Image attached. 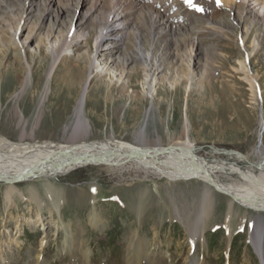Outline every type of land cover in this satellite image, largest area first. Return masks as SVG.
Returning a JSON list of instances; mask_svg holds the SVG:
<instances>
[{
  "label": "rangeland",
  "instance_id": "1",
  "mask_svg": "<svg viewBox=\"0 0 264 264\" xmlns=\"http://www.w3.org/2000/svg\"><path fill=\"white\" fill-rule=\"evenodd\" d=\"M129 1L120 3L151 7L163 21V34L142 40L144 54L157 59L149 73L133 37L115 49L106 42L108 66L94 64L95 39L106 27L112 0L83 22L91 0H0V16L10 17L0 22V139L65 143L80 119L75 113L89 81L81 113L88 141L113 137L141 144L137 138L145 127L157 145L189 142L198 156L225 167L220 173L225 183H242L231 167L251 170L264 123V19L220 6L205 12L201 0L193 3L203 11L186 0ZM140 17L138 11L131 14L136 26L130 27L145 33ZM54 22L58 27L52 32ZM72 24L86 34L67 45L56 62L52 51L69 37ZM255 38L263 45L253 52ZM7 50L16 54L11 60L16 68H7ZM245 62L257 78V93L245 79ZM16 77L28 79L22 93ZM22 131L28 137L23 141ZM205 197L210 208L201 215ZM230 202L201 181H170L133 166L118 171L88 166L49 181L3 180L0 264H262L251 240L259 213ZM68 240L76 241L71 253Z\"/></svg>",
  "mask_w": 264,
  "mask_h": 264
},
{
  "label": "bare ground",
  "instance_id": "2",
  "mask_svg": "<svg viewBox=\"0 0 264 264\" xmlns=\"http://www.w3.org/2000/svg\"><path fill=\"white\" fill-rule=\"evenodd\" d=\"M92 1L94 2V4L91 3L92 6L90 5L91 7H89L87 14L85 16L83 15L81 20L82 22L85 21V18L87 17V15H89V13H99L103 8L101 3L105 2L106 0H91V2ZM201 2H203L200 4L205 8V12H207L211 8L215 9V7L217 8L220 6L225 9H231V11L234 10V8L240 12L242 10L245 12L247 11L248 14L255 12L254 16L256 18L260 17L259 20L261 18L264 19V0H219V2L218 0H201ZM136 4L138 3L134 2L133 6L127 7L122 4V2L120 3V0H112L110 4L111 10L109 11L110 14L108 15L106 21V27L104 30L101 31L102 33L98 34L97 38L95 39V54L93 56L94 64L102 61L100 65L108 66V62H103V60H107L103 58V56H105L106 54L103 53L106 47L102 49L103 46H105L104 44L106 42L107 44H111L113 49H115L123 46L125 42L127 43L128 40H130V37H133L134 46L140 50L138 58H140L144 62L145 66H143L146 68V72L149 73L148 71H150L152 67L150 63L152 61V53L148 52L146 55L144 54L142 49V40L144 41V39H147L146 34H148L149 36L151 35V37L153 36L152 34H154L155 32H158V34L160 35L163 34V21L159 17V15H154L155 12L151 10V7L149 8L146 6H138ZM251 4H254L256 8H259V10H262L263 16L260 15L259 12L253 10L255 9V7L250 8ZM136 11H138L139 16H141L139 19L140 22H143V25L146 26L145 33V29H143L142 27H140L141 29L130 27L131 25L136 26L134 20L130 19L131 17L129 18V16L131 14L133 15ZM48 12H52L50 7L48 9ZM59 13L57 12V10H55L53 13L56 16V20L59 19ZM159 13L161 15V12ZM93 14H91L90 17H92ZM8 17L5 15L0 16V22H5L6 20H8ZM262 21L264 22V20ZM56 25L57 24L54 22L50 27V30L52 32L55 30L56 27H58ZM79 27H75L72 24L69 31V37H66L65 42L60 43L57 50L52 51V56L53 58H55L56 62L60 59V56L63 54L64 48L67 45L70 46L73 43H77V41L79 43V39L85 36L86 32L82 31L83 29L80 30ZM167 28L175 29V27H173L172 25H166V29ZM58 33L61 34V30H59ZM246 34H248V31ZM89 37L90 36L88 34L86 41H88ZM15 38H18L16 34ZM262 45L263 44L261 43V41L255 38L252 42L253 52L260 50ZM4 59H7V68H16L11 63L12 59H17L15 53H9V50L5 51ZM153 59L154 61H152V64L153 62L157 64L156 57ZM155 64L153 66H155ZM157 69L158 67L155 70ZM242 70L244 71V74H246L245 79L251 84L254 91H256L257 93V89L259 88L257 85V78L252 74L246 62L242 63ZM146 72L145 74H147ZM76 74V77L79 78L77 72ZM150 77L151 75L147 76V79ZM16 79L18 78L16 77ZM16 79H14V81ZM87 79L89 80V78ZM17 82L21 90V92L19 91L20 93L27 89V78L24 77L22 79H18ZM88 83L89 81H87L84 88L82 87L83 93L81 103L79 102V108L77 110V113H75L80 116V119L71 129L68 138L65 140V143H53L46 141L42 143L25 144L10 143V141L7 142V140L3 138L0 139V181L19 180L23 182L35 180L37 178L49 181L53 178L64 176L65 174H68L74 170L88 166H103L108 171H118L127 168V166H133L134 169H139V171L141 170L159 178L164 177L169 179L170 181L198 180L207 184L208 186H211L214 190L215 187H217L219 189V191L216 190L217 192L222 193L230 198L231 206H233V204H238L245 209L259 213V216L253 222L251 240L253 245L256 247V252L260 256L262 264H264V218L261 216V214L264 215V146L262 145L260 149L257 146L254 149L253 155L256 157V160H253L254 162H250L251 170L244 172L241 169L231 167L230 174L238 175L239 178H241L242 180V183L232 185L225 183L220 176V173L227 172L225 167L219 164H212L207 159L198 156L196 150L189 145V142L181 144L180 147L177 146L164 149L163 147L157 145V142L155 140H152L147 136L145 127L142 129L141 132H139L137 138L138 142H141V144H131L126 141L116 140L113 137L90 142L87 140L88 125L81 118V113L83 112V104L85 102L86 96H88ZM16 95L17 94H15V96ZM98 96L99 95H96V97ZM263 132L264 123L262 122L260 126L259 135L263 134ZM32 136V134H29V138L31 137L32 139ZM25 137H27V134H25V131H22L21 140L23 141V138ZM151 142L156 145L153 144V146H149L148 144ZM142 143L145 145H143ZM236 157L241 160H247V156H244L242 154H236ZM255 168H258L260 170L259 175H257ZM9 193L11 194L12 192L10 191ZM51 193L53 197H56V190L51 189ZM30 196L32 199H35L37 201L36 195L33 190L31 191ZM202 202L203 203L201 206V215H206L210 208L211 201L209 200V198H206ZM198 215H200V213ZM191 229H195V231L196 229H198V221L191 224ZM75 244L76 241L73 240H68L67 244H65L67 245V249L70 253L73 252L74 248L76 247ZM135 255L137 259L140 256L139 252H136Z\"/></svg>",
  "mask_w": 264,
  "mask_h": 264
},
{
  "label": "snow or ice",
  "instance_id": "3",
  "mask_svg": "<svg viewBox=\"0 0 264 264\" xmlns=\"http://www.w3.org/2000/svg\"><path fill=\"white\" fill-rule=\"evenodd\" d=\"M186 2H187L190 6H192V7H194V8H197V5H195V4L193 3V0H186ZM218 2H219V0H218ZM197 10H199V11H203L202 8H197Z\"/></svg>",
  "mask_w": 264,
  "mask_h": 264
},
{
  "label": "water",
  "instance_id": "4",
  "mask_svg": "<svg viewBox=\"0 0 264 264\" xmlns=\"http://www.w3.org/2000/svg\"><path fill=\"white\" fill-rule=\"evenodd\" d=\"M262 133V132H261ZM261 138H262V134H260L259 136H258V147H259V149L261 148V146H262V140H261ZM165 149V148H164ZM215 190H218L219 191V189L217 188V187H215Z\"/></svg>",
  "mask_w": 264,
  "mask_h": 264
}]
</instances>
